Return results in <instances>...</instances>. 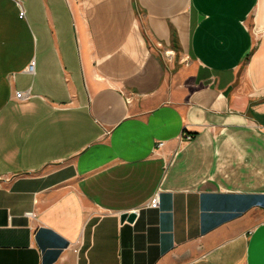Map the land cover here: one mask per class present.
I'll return each instance as SVG.
<instances>
[{"label": "crops", "instance_id": "crops-1", "mask_svg": "<svg viewBox=\"0 0 264 264\" xmlns=\"http://www.w3.org/2000/svg\"><path fill=\"white\" fill-rule=\"evenodd\" d=\"M0 264H264V0H0Z\"/></svg>", "mask_w": 264, "mask_h": 264}, {"label": "built area", "instance_id": "built-area-1", "mask_svg": "<svg viewBox=\"0 0 264 264\" xmlns=\"http://www.w3.org/2000/svg\"><path fill=\"white\" fill-rule=\"evenodd\" d=\"M24 15V11L21 9L20 12H19V16L22 17ZM254 31L258 32L260 31L261 29L258 27V28H253ZM168 51L166 53V55H168ZM28 70L29 71H32L33 70V65H29L28 67ZM30 94L29 93H23V92H15V98L17 100H25L27 98H29ZM181 138L184 140V141H188L190 138H191V134L187 133V132H183L182 135H181ZM163 145V142H159L157 144V147H161ZM159 205V201H158V196L155 195L154 197H152L148 203V206L149 207H152V208H157Z\"/></svg>", "mask_w": 264, "mask_h": 264}, {"label": "water", "instance_id": "water-1", "mask_svg": "<svg viewBox=\"0 0 264 264\" xmlns=\"http://www.w3.org/2000/svg\"><path fill=\"white\" fill-rule=\"evenodd\" d=\"M136 217L135 212H122L119 215L120 222L127 221L132 222Z\"/></svg>", "mask_w": 264, "mask_h": 264}, {"label": "rangeland", "instance_id": "rangeland-1", "mask_svg": "<svg viewBox=\"0 0 264 264\" xmlns=\"http://www.w3.org/2000/svg\"><path fill=\"white\" fill-rule=\"evenodd\" d=\"M172 57V56H171Z\"/></svg>", "mask_w": 264, "mask_h": 264}]
</instances>
